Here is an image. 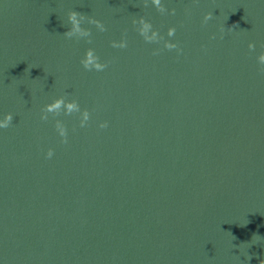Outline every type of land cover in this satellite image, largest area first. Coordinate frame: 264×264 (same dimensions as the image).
<instances>
[{
	"label": "water",
	"instance_id": "1",
	"mask_svg": "<svg viewBox=\"0 0 264 264\" xmlns=\"http://www.w3.org/2000/svg\"><path fill=\"white\" fill-rule=\"evenodd\" d=\"M161 7L0 0V115H13L0 129V264L264 261V240L249 244L264 237V3ZM73 10L105 31L85 22L91 37H64ZM89 49L103 70L83 67ZM59 97L80 111L41 119Z\"/></svg>",
	"mask_w": 264,
	"mask_h": 264
},
{
	"label": "clouds",
	"instance_id": "2",
	"mask_svg": "<svg viewBox=\"0 0 264 264\" xmlns=\"http://www.w3.org/2000/svg\"><path fill=\"white\" fill-rule=\"evenodd\" d=\"M262 3H264V0H261ZM152 5H154L159 11L164 12L165 8L161 7V0H152ZM204 22H207L208 20L212 19V13H206L204 15ZM227 19V18H226ZM67 22H68V30L63 33V36L66 38H89L91 37V31L90 29H87L85 27H82V24L87 22L88 24L95 25L97 29H99L101 32L105 31V26L101 21L97 19H93L91 17H86L80 12L77 11H69L67 13ZM132 23L134 25H138V32L141 36H143L146 40L152 41L157 39V33L152 31L150 23L146 22V20L143 17H140L138 20L133 19ZM237 25H232L229 27V31H232L234 28H236ZM224 29L221 28V33H223ZM151 32V35L149 33ZM175 33L174 28H169L168 35L172 36ZM223 38V35H221V39ZM89 42H91L89 40ZM113 47H119L123 48L126 46V42L124 40H121L119 42L114 41L112 44ZM166 47L171 49L175 48L176 45L172 43H166ZM249 49H253L255 47L254 44L249 43L248 45ZM257 61L260 65L264 66V52H261L259 56L257 57ZM81 64L85 69L88 70H103L106 65L101 64L99 62V58L95 55V52L93 49H89L84 54V57L81 59ZM63 109L66 114L72 113V112H78L80 111L79 105L76 103V101H66L64 97H59L53 100L51 103H48L44 106V108L41 110L42 115L41 119H47V113H59ZM89 119V113L87 110L83 111L82 113V119L80 121L81 126H84L85 122ZM13 120V115L11 113L0 115V129H4L9 127ZM101 128L107 127V122L100 124ZM56 128L59 132V135L61 137L66 136V131L63 126V124L60 121L56 122ZM53 156V150L49 149L46 153L47 158H51ZM247 223V222H246ZM245 223V224H246ZM261 240H264V237H261L259 235H253L252 240L249 242L251 244L253 241L259 242ZM248 261H251L252 256L248 255L247 257ZM261 264H264V261L261 262Z\"/></svg>",
	"mask_w": 264,
	"mask_h": 264
}]
</instances>
